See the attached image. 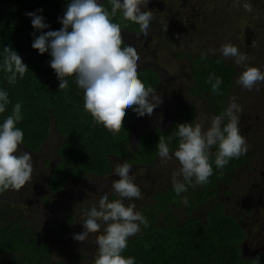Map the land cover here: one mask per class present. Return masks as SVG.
<instances>
[{
  "label": "trees",
  "instance_id": "trees-1",
  "mask_svg": "<svg viewBox=\"0 0 264 264\" xmlns=\"http://www.w3.org/2000/svg\"><path fill=\"white\" fill-rule=\"evenodd\" d=\"M70 2L0 0V90L6 91L10 100L5 113L0 114V124L11 114L13 106L20 103L22 120L16 126L24 133L22 146L32 153L42 147L54 129L62 141L56 148L57 160L47 178L48 191L52 195L60 193L71 181L107 177L112 172L113 159L131 166L154 165L159 157L156 146L159 138L163 136L167 141L172 137L170 152L177 150V125L194 124L198 115L195 103L183 102L167 129L148 128L134 144L130 124L137 114L131 108L126 110L123 128L117 133L95 123L84 109L83 90L77 86L75 76L66 77L69 87L59 90V80L49 64V52L39 54L31 47L36 36L62 27L59 19ZM101 4L111 11L110 0H103ZM37 9H42L37 15L49 25L39 31L32 27L31 17L26 15ZM113 22L121 24L122 32L140 31L138 24L124 20L119 11ZM5 47L15 50L28 69L23 78L17 77L15 84L8 83L3 71ZM202 54L187 52L180 57L189 67V94L200 103L203 112L212 117L227 108L237 70L217 54H205V59L201 58ZM211 74L221 78L222 95L212 92L211 84L207 82ZM138 77L145 86L154 89L159 83L153 69L138 70ZM215 151L214 147L213 175L207 184L195 188L189 186L188 191L180 195L173 191V185L153 194L154 203L148 204L143 213L149 227L141 225L140 233L128 239L123 256L134 257L135 264H254L258 256L259 264H264V252L244 258L241 245L246 235L240 217L227 214L216 201L219 192L230 186L236 174L249 163V150L245 155L231 159L222 170L215 167ZM184 196L188 198L187 206L181 202ZM203 207L205 210L201 211ZM179 209L183 210L182 214L177 212ZM69 228L66 226L61 230ZM51 252L44 238L18 212L6 208L0 212V264H82L72 260L67 263L53 261Z\"/></svg>",
  "mask_w": 264,
  "mask_h": 264
},
{
  "label": "clouds",
  "instance_id": "clouds-1",
  "mask_svg": "<svg viewBox=\"0 0 264 264\" xmlns=\"http://www.w3.org/2000/svg\"><path fill=\"white\" fill-rule=\"evenodd\" d=\"M148 3L149 0H110L109 12L97 0H71L59 19L62 27L36 36L31 45L39 54L49 52V64L59 80V90L69 87L66 77L75 76L77 86L83 90L85 111L91 114L95 123L113 133L123 128L127 109L131 108L137 116H151L162 102L155 89L145 86L138 77L140 55L134 45L125 44L121 24L113 22L119 11L124 20L138 24L140 33L147 36L156 19L154 11L147 10ZM240 3L241 0H233L234 7ZM243 8L247 12L255 11L247 0ZM41 11L26 13L31 17L32 27L38 31L49 27L44 18L37 15ZM219 51L224 58H233L237 66L244 67L237 83L249 91H259V84L264 83V72L249 66L250 57L232 43L223 44ZM3 53L5 78L8 83L15 84L18 76L23 78L28 72L27 66L10 47L3 48ZM214 53L215 49L208 50V54ZM201 58L205 59L206 55L202 54ZM207 82L214 94H223L220 92V77L211 74ZM9 103L8 93L0 90V114L5 113ZM21 108L22 105L16 103L11 114L0 124V193L21 190L31 182L34 172L32 155L18 148L24 140L23 131L16 126L22 120ZM242 112L235 97H231L224 112L210 118L207 128L202 121L178 124L175 135L179 140L174 153H170L169 148L172 137L167 141L163 136L159 138L156 145L159 158L168 161L174 156L181 166L172 177L173 191L177 195L187 192L189 186L195 188L209 182L213 175L211 158L214 147V164L220 170L231 159L246 154L247 141L239 127L238 114ZM131 169L127 162L116 164L114 173L119 179L113 181L112 189L118 198L110 201L105 192L85 212L83 232L74 234L76 241L85 242L89 234L99 233L95 240L98 247L94 264H135L134 257L126 258L122 252L128 246V239L140 233L141 225L149 227V222L136 211L135 203L125 204V200L143 199L141 188L130 175ZM181 202L187 206L188 198L182 197ZM254 264H259L258 256Z\"/></svg>",
  "mask_w": 264,
  "mask_h": 264
},
{
  "label": "rangeland",
  "instance_id": "rangeland-1",
  "mask_svg": "<svg viewBox=\"0 0 264 264\" xmlns=\"http://www.w3.org/2000/svg\"><path fill=\"white\" fill-rule=\"evenodd\" d=\"M101 1L97 0L98 3ZM244 2L241 0L240 5L234 7L233 0H149L146 8L154 11L156 19L148 35L144 36L140 31H123L122 37L124 42L134 45L140 55L138 70L153 69L158 75L155 93L162 100L151 116H137L131 122L133 139L138 140L148 128L167 129L183 102L195 103L198 108L196 122L202 121L205 128L210 126L211 116L203 112L200 103L188 92L190 72L181 55L187 52L208 54L209 49H215L214 55L221 56L229 66L236 68L231 97H235L243 109L238 114L239 127L247 141L249 163L236 174L230 186L219 192L216 201L227 214L240 217L246 235L241 250L244 258H250L264 252V83L259 84V91L244 89L237 83L244 67L237 66L233 58H224L219 51L223 44L232 43L250 57L249 66L264 72V0H247L254 12L245 11ZM61 141L51 129L42 147L37 152H30L34 166L32 180L19 191L0 193V212L3 213L4 208L18 212L50 246L53 261L94 264L98 247L95 240L99 233L89 234L85 242H78L73 237L83 232L85 212L105 192L110 201L118 198L112 183L119 179L114 168L122 162L113 159L112 172L107 177L71 181L60 193L52 195L48 191L47 178L57 160L56 148ZM18 148L27 151L22 145ZM180 167L174 156L168 161L158 157L154 165L147 167L132 166L130 175L141 188L143 199L125 200V204L135 203L136 211L143 214L146 206L154 203L152 196L156 191L173 185V174ZM177 212L182 214L183 210ZM177 212L175 210L174 215ZM66 226L70 228L61 230Z\"/></svg>",
  "mask_w": 264,
  "mask_h": 264
},
{
  "label": "water",
  "instance_id": "water-1",
  "mask_svg": "<svg viewBox=\"0 0 264 264\" xmlns=\"http://www.w3.org/2000/svg\"><path fill=\"white\" fill-rule=\"evenodd\" d=\"M131 140H132V143L134 144V143H136L137 138L133 139V137H131Z\"/></svg>",
  "mask_w": 264,
  "mask_h": 264
},
{
  "label": "flooded vegetation",
  "instance_id": "flooded-vegetation-1",
  "mask_svg": "<svg viewBox=\"0 0 264 264\" xmlns=\"http://www.w3.org/2000/svg\"><path fill=\"white\" fill-rule=\"evenodd\" d=\"M261 252V251H260Z\"/></svg>",
  "mask_w": 264,
  "mask_h": 264
}]
</instances>
